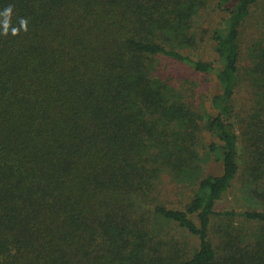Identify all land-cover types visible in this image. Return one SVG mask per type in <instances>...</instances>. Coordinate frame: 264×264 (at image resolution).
<instances>
[{
  "label": "trees",
  "instance_id": "1",
  "mask_svg": "<svg viewBox=\"0 0 264 264\" xmlns=\"http://www.w3.org/2000/svg\"><path fill=\"white\" fill-rule=\"evenodd\" d=\"M259 2L0 0V264H264Z\"/></svg>",
  "mask_w": 264,
  "mask_h": 264
},
{
  "label": "rangeland",
  "instance_id": "2",
  "mask_svg": "<svg viewBox=\"0 0 264 264\" xmlns=\"http://www.w3.org/2000/svg\"><path fill=\"white\" fill-rule=\"evenodd\" d=\"M264 5V0H261L259 2L258 7L256 8V11L253 12L254 16L259 15L261 11V6ZM216 0H208L207 6L201 10L200 16L196 20V25L198 30L201 29H207L211 30L214 26V23L217 18L216 14ZM255 18L250 19L245 27L243 28L242 32V60L241 63L246 66L247 61L245 58V50L247 48V45L253 41V38L255 37ZM195 53L199 56H202L205 59L210 58L212 55L210 52V45L208 42L201 43L200 48L195 51ZM172 65H170L171 67ZM169 70V69H168ZM200 80L201 89L204 93L209 94L214 89V84L212 81H206L202 77L198 78ZM241 93L238 95L237 98V107L243 108L248 102L249 97L248 91L246 89H241ZM209 167L210 164H207ZM207 168V167H206ZM253 199L249 196V191L246 189L241 188L239 185L233 186L232 189H230L228 192H226L221 200L217 203V209L223 210V209H236V210H243L247 208L248 206H252Z\"/></svg>",
  "mask_w": 264,
  "mask_h": 264
},
{
  "label": "clouds",
  "instance_id": "3",
  "mask_svg": "<svg viewBox=\"0 0 264 264\" xmlns=\"http://www.w3.org/2000/svg\"><path fill=\"white\" fill-rule=\"evenodd\" d=\"M11 14H12V6H8L5 8L3 12H0V16L3 17L2 20H0V26H2L3 34L7 35L9 32V29L11 27ZM23 29L24 31H27V21L26 19H20L19 20V28L18 27H11V33L12 35H17L20 31V29Z\"/></svg>",
  "mask_w": 264,
  "mask_h": 264
}]
</instances>
